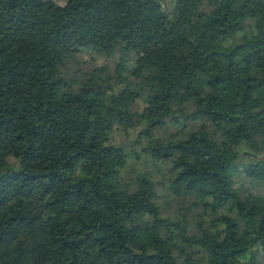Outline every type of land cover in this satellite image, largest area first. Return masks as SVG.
Listing matches in <instances>:
<instances>
[{
	"label": "trees",
	"instance_id": "16d2710c",
	"mask_svg": "<svg viewBox=\"0 0 264 264\" xmlns=\"http://www.w3.org/2000/svg\"><path fill=\"white\" fill-rule=\"evenodd\" d=\"M0 264H264V0H0Z\"/></svg>",
	"mask_w": 264,
	"mask_h": 264
},
{
	"label": "rangeland",
	"instance_id": "374dc122",
	"mask_svg": "<svg viewBox=\"0 0 264 264\" xmlns=\"http://www.w3.org/2000/svg\"><path fill=\"white\" fill-rule=\"evenodd\" d=\"M40 7H42V4H40ZM163 8L167 12H169L170 4L168 2H165ZM101 63H102V57L98 53H91V54L84 53V55H82V57L80 58V64L82 65V67H85L87 71L92 69L97 73H99L102 78H108L113 85H117L119 83L118 78H116V76L112 74L110 67H101L102 66ZM128 81L131 82L132 84H135L133 77H129ZM256 186H257L256 184L249 185V183H247L245 185V188L247 191H255Z\"/></svg>",
	"mask_w": 264,
	"mask_h": 264
}]
</instances>
